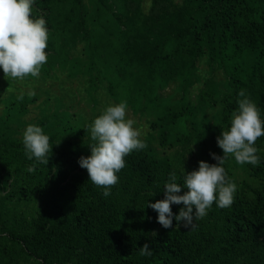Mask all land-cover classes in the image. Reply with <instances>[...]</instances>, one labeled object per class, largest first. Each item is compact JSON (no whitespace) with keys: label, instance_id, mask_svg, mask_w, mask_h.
<instances>
[{"label":"trees","instance_id":"trees-1","mask_svg":"<svg viewBox=\"0 0 264 264\" xmlns=\"http://www.w3.org/2000/svg\"><path fill=\"white\" fill-rule=\"evenodd\" d=\"M94 1L102 13L109 15L103 22L93 19L101 29L94 44L101 52L120 58L122 73L134 74L122 102L132 115L141 117L150 110L154 119L149 123L150 135L161 149L168 147L172 152L160 156L148 145L132 151L117 173V184L105 197L103 189L94 185L78 165L81 156L90 155L89 145L94 143L90 125L102 112L74 120L62 102H56L51 111L39 112V100L47 98L48 91L43 87L47 79L3 78L0 92L9 90V95L0 107V264H264V154L257 153V166L238 164L229 156L223 167L236 185L233 203L220 208L214 202L204 217L194 218L190 227L173 221V228L164 229L157 223V213L147 207L164 198L163 186L171 173L175 172L177 182L183 185V168L186 172L196 170L198 161L214 164L209 154H223L216 137L230 127L242 88L248 90L247 96L256 105H262L260 118L264 120V92L259 96L256 90H250L251 86L262 85L255 68L258 66L264 74V2L193 0V14L185 30L164 41L150 39L151 33L143 35L149 43L141 48L139 35L146 24L135 27L137 33L133 34L128 15L112 21L111 4ZM79 6L78 0H72L59 19L64 30ZM242 16L246 20L244 28L237 24ZM103 24H107L105 28ZM113 25H121L124 30ZM64 30H58V38L46 49L47 63L42 68L48 72L62 56L60 46L71 37ZM218 31L241 41L250 40L252 64L232 58L238 71L224 70V89L218 94L220 106L210 117L203 109L216 96L215 84L205 97L199 95L195 101L186 95L202 81L195 70L180 74V96L176 102L163 105L166 97L157 92L168 78L163 51L175 62L187 43L191 41L193 54H197L201 51L197 46ZM212 60L208 57L206 63ZM106 90L114 97L112 90ZM33 110L37 114L30 118ZM29 124L40 126L50 138L52 150L47 165L25 155L22 138ZM258 139L254 145L257 149ZM33 165L35 170L28 172ZM171 207L176 214L183 205ZM152 232L157 235L152 236ZM145 243H149L152 256L139 254V247Z\"/></svg>","mask_w":264,"mask_h":264},{"label":"rangeland","instance_id":"rangeland-1","mask_svg":"<svg viewBox=\"0 0 264 264\" xmlns=\"http://www.w3.org/2000/svg\"><path fill=\"white\" fill-rule=\"evenodd\" d=\"M80 6L76 16L70 20L68 30L71 37L62 43V56L51 72L41 68L38 77H33L35 81L47 79L43 84L47 90V98L39 101V112L51 111L56 102H62L68 107V113L74 120L88 118L93 112L103 110L109 106L122 102L124 93L128 83H131L134 74L130 72L125 74L124 67L120 64V58L112 53H103L100 51L97 42V33L99 29L93 19L98 18L99 22L108 20V16L101 12L99 3L94 0H78ZM111 4V20L114 21L123 15H128L132 24V32L136 34V28L139 24L145 23L142 34L139 35L143 47H147L149 40L144 41L143 35L150 34L154 40L164 41L172 34L185 30L190 24V18L193 14V0H102ZM72 0H34L32 6V18L37 19L43 17L46 21L48 29L47 48L53 44L58 38L59 32H62V24L59 19L65 14ZM97 2V1H96ZM264 2V0H262ZM199 13V11L197 12ZM196 13V14H197ZM245 18L242 16L237 19V24L244 28ZM104 28L107 24H103ZM115 28L123 31V26L113 25ZM112 26V27H113ZM64 30V31H65ZM63 31V32H64ZM144 33V34H143ZM209 39V38H208ZM249 41H241L239 38L218 31L214 36L206 41L201 42L197 47L200 52L193 54L195 46L187 43L176 56V61L169 57L164 50L165 72L168 76L165 84L157 92L164 99L163 105L172 104L177 101L181 94L180 74L184 71L195 70L202 78V81L192 86L186 91L188 99L195 101L197 96L203 95L213 84L216 87V96H214L207 105L204 106V112L207 116H211L220 106L218 94L224 89V70L235 73L238 66L235 65L232 58L242 62L243 64H252L253 53L249 49ZM46 48V49H47ZM45 49V51H46ZM131 50V48H130ZM208 57L213 60L210 64L206 63ZM117 69L119 73H117ZM257 81L262 85L251 86L261 96L264 92V74L257 66ZM135 72V71H133ZM2 70H0V75ZM239 74V72H237ZM4 77L0 76V80ZM34 85H37L34 82ZM239 85V84H238ZM241 86H243L241 84ZM108 87L112 90L114 97L110 96V92L106 90ZM247 96L248 90L242 88ZM241 89V90H242ZM130 93V92H129ZM9 90L0 92V107L3 101L8 97ZM205 97V96H204ZM239 100V96H238ZM258 109L262 107L257 104ZM128 119H133L136 123L134 127H138L142 131L141 139L146 145L153 148L160 156H170L172 149H161L154 136L150 135L149 123L153 121V115L150 110H146L143 116L132 115L126 109ZM37 114L33 110L29 115L34 118ZM258 152L264 154V136L258 139Z\"/></svg>","mask_w":264,"mask_h":264},{"label":"clouds","instance_id":"clouds-1","mask_svg":"<svg viewBox=\"0 0 264 264\" xmlns=\"http://www.w3.org/2000/svg\"><path fill=\"white\" fill-rule=\"evenodd\" d=\"M33 3L34 0H0V70L4 77L14 81L38 77L47 63L48 29L43 17L32 18ZM238 95V108L231 115L230 127L216 137V144L223 154H209L214 164L198 161L196 170L186 172L183 168V185L177 182L176 173H171L163 186L164 198L147 204L157 213V223L162 228H173V221L190 227L194 218L204 217L214 202L220 208L233 203L236 185L227 178L223 167L229 156L241 165L259 164L258 149L254 145L264 136V120L243 89ZM18 99H22V95ZM126 109L125 102L109 105L94 119L90 125V139L94 142L89 145L90 155L78 159L79 167L87 171L94 185L103 189L105 197L117 184V173L125 167V157L147 146L140 138L141 129L134 127L136 122L126 118ZM49 140L40 126L29 124L22 138L26 157L47 165L52 150ZM34 170L35 165L27 169L28 172ZM182 189L186 191L180 194ZM172 205L183 207L174 214ZM151 234L157 235L156 232ZM139 249L141 256L153 254L149 243Z\"/></svg>","mask_w":264,"mask_h":264}]
</instances>
